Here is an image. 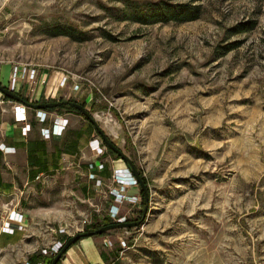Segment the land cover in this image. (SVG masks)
Returning a JSON list of instances; mask_svg holds the SVG:
<instances>
[{
    "label": "rangeland",
    "instance_id": "374dc122",
    "mask_svg": "<svg viewBox=\"0 0 264 264\" xmlns=\"http://www.w3.org/2000/svg\"><path fill=\"white\" fill-rule=\"evenodd\" d=\"M159 1L0 0L5 83L15 65L53 84L66 76L56 101L86 105L150 198L143 218L129 165L89 121L61 110L41 124L28 110V140H43L57 118L68 124L48 141L49 153L62 150L58 169L31 180L23 159V177L0 195V218L17 206L24 214L22 230L0 234V264L116 224L115 212L139 224L93 237L103 264H264V0H165L201 5V16L137 21Z\"/></svg>",
    "mask_w": 264,
    "mask_h": 264
},
{
    "label": "crops",
    "instance_id": "0c3cea01",
    "mask_svg": "<svg viewBox=\"0 0 264 264\" xmlns=\"http://www.w3.org/2000/svg\"><path fill=\"white\" fill-rule=\"evenodd\" d=\"M8 70L9 68L5 67L3 71L0 73V84L2 86H4L5 84L4 77L7 79ZM52 80L53 79H51L50 85L47 89V95L51 94V91L53 89L52 86L55 85L58 79H56L54 84ZM22 93H25L24 97H26V92H24V89L21 92V94ZM57 95L58 93H56V96ZM56 96L51 97V99L44 98V100H41V102H39L38 104L53 102L54 100H56ZM18 106H23V104L17 103L15 101H6L4 96L0 92V145L3 146V148L0 147V160H1L0 175L5 184V186L0 189V195L4 194L6 190L13 187L12 181H16L23 177L24 175L23 159L25 160L26 165L29 167L27 161V154L29 150H32L35 147L36 142L46 141L48 143V141H51V140H45L44 138L43 140L42 139L28 140L32 131V126L29 134L25 136L23 134L24 124L16 120L15 108ZM28 110L37 112V110L27 107L26 111H24L26 115L28 114ZM21 112L22 111L18 109V115H21ZM56 138L57 137L53 139ZM28 169L30 171V168ZM29 171H28V176H29ZM16 209L18 211V206L16 207ZM102 252H104L107 255V253L104 250H100L96 238L93 237L84 238L67 251L65 256H63V258L61 259L60 264H103L105 261L101 256Z\"/></svg>",
    "mask_w": 264,
    "mask_h": 264
},
{
    "label": "built area",
    "instance_id": "2783aa9c",
    "mask_svg": "<svg viewBox=\"0 0 264 264\" xmlns=\"http://www.w3.org/2000/svg\"><path fill=\"white\" fill-rule=\"evenodd\" d=\"M47 76V75H46ZM44 74L41 73V70L28 66V65H15L12 67L9 75V81L4 84V86L13 93L18 95L24 89L25 85H29L31 91H26V98L28 99V103L30 104H38L44 98L55 97L58 91L63 90L67 87L68 78L66 76L61 77L58 81L53 85V89L51 94L47 95V89L50 85L51 78L48 76L46 78ZM80 87L78 85L72 90L73 92H78ZM27 106H18L15 108L16 120L24 124L23 134L27 136L31 131V123H29L26 113ZM18 109H20L21 115H18ZM38 114H42L37 117L38 122L45 123L47 120L46 112L43 110H37ZM68 124V120L64 118H57L55 120L53 128L42 127L41 134L45 140H52L55 137L62 136L64 131L66 130ZM97 148H99V143L97 141ZM97 170L103 169V164H96ZM93 168V167H92ZM137 185V183H136ZM120 195V194H119ZM122 196V195H120ZM112 217L115 219L117 223H125L127 219L124 217H119L118 213L115 212L112 214ZM24 216L22 213L17 211L16 208L9 210L5 216L0 218V234L5 235H13L16 231H20L24 228ZM125 243V242H123ZM65 243L58 242L54 243L51 246L41 250L40 256L43 258L55 257L61 250ZM22 264H45L44 261H39L36 263H32L30 260H26L22 262Z\"/></svg>",
    "mask_w": 264,
    "mask_h": 264
},
{
    "label": "trees",
    "instance_id": "16d2710c",
    "mask_svg": "<svg viewBox=\"0 0 264 264\" xmlns=\"http://www.w3.org/2000/svg\"><path fill=\"white\" fill-rule=\"evenodd\" d=\"M202 13V6L201 5H193L190 3H175L170 1L161 0L159 2H155L154 4H151V7H149L148 11L145 12L143 10H136V19L137 21L143 23V24H149V23H168V22H175V23H187L196 21L200 18ZM249 29H241L240 32H245L251 30ZM20 96L23 98L24 101L28 102V99L24 97V95L20 94ZM6 101H12L11 99L5 98ZM63 101V100H60ZM73 101V100H70ZM53 102H57L54 100ZM48 103V102H46ZM83 107L86 108V105L81 104ZM98 107V106H97ZM96 107V104L93 105V111L98 110ZM61 110H68L69 112L75 113L79 116H81L83 119L88 121V119L83 116L79 111L76 109L64 105L60 108H51V109H45L44 112H52L56 111L59 112ZM91 128L97 132L96 128L90 123ZM99 136V135H98ZM100 137V136H99ZM101 144L106 147L104 141L100 137ZM106 150L109 154L114 156L116 159H120V157L115 154L112 150L106 147ZM62 150L60 148L55 147V150L52 153H49L48 151V143L46 141H37L35 144V147L32 150L28 151L27 154V161L29 164V179L35 180L40 174H46L50 171H55L59 167V159L61 158ZM0 166H1V160H0ZM130 169V168H129ZM131 171V169H130ZM140 179L146 184L147 179L139 172ZM136 179V178H135ZM136 183L139 184L138 180L136 179ZM5 186L1 175H0V189ZM142 194V191H141ZM144 201V199H143ZM143 204V203H142ZM128 222V220H127ZM109 223H113V220H109ZM105 226H108L107 224H94L91 229L87 232H94L97 231ZM105 233L101 234L104 235ZM69 239V238H68ZM84 239V238H82ZM80 239V240H82ZM79 240V241H80ZM78 241V242H79ZM76 242L75 244H77ZM66 244V243H65ZM63 245V247L65 246ZM74 244V245H75ZM73 245V246H74ZM62 247V248H63ZM61 248V250H62ZM60 250V251H61ZM66 254V253H65ZM64 254V256H65ZM101 256L103 260L106 262L108 260V256L102 252ZM54 257L50 258H43L39 254L33 255L29 258V260L32 263H36L39 261H44L45 264H51ZM61 260L57 263L60 264Z\"/></svg>",
    "mask_w": 264,
    "mask_h": 264
},
{
    "label": "water",
    "instance_id": "95a60500",
    "mask_svg": "<svg viewBox=\"0 0 264 264\" xmlns=\"http://www.w3.org/2000/svg\"><path fill=\"white\" fill-rule=\"evenodd\" d=\"M0 92L4 96V98L11 99L12 101H15L17 103H21V104H23V105H25L31 109H34V110H45V109H51V108H60L64 105H69L70 107L79 111L83 116H85L88 119V121L96 128L99 136L104 141L106 147L109 148L110 150H112L115 154H117L121 159H123L129 165V167L131 169V173L133 174L134 178H136L138 180L139 185H140L141 190H142V193H143V198H144L143 218H145L147 211H148V205H149V200H150L149 191H148L147 186L140 179L139 173L135 169V166H134L133 162L131 161V159L120 148H118L113 142H111L109 140L107 135L100 128L97 120L92 116V114L89 112V110H87V108L83 107L79 103L72 102L69 100L50 102V103H41V104H30V103L24 101L20 95L11 92L10 90H8L5 86H2L1 84H0ZM138 224H139V222H136V223L135 222L134 223H130V222L116 223V224H111V225L105 226V227H103L97 231H94V232L78 233L75 236L68 239V241L66 242V244L62 248V250L54 257L51 264H57L62 259L64 254L67 253V251L76 242H78L82 238L94 237V236L101 235L105 232H108L111 230H116V229H128V228L135 227Z\"/></svg>",
    "mask_w": 264,
    "mask_h": 264
},
{
    "label": "bare ground",
    "instance_id": "6f19581e",
    "mask_svg": "<svg viewBox=\"0 0 264 264\" xmlns=\"http://www.w3.org/2000/svg\"><path fill=\"white\" fill-rule=\"evenodd\" d=\"M132 174V173H131ZM125 177H128V176H125Z\"/></svg>",
    "mask_w": 264,
    "mask_h": 264
},
{
    "label": "flooded vegetation",
    "instance_id": "af4514ba",
    "mask_svg": "<svg viewBox=\"0 0 264 264\" xmlns=\"http://www.w3.org/2000/svg\"><path fill=\"white\" fill-rule=\"evenodd\" d=\"M69 106V105H68Z\"/></svg>",
    "mask_w": 264,
    "mask_h": 264
}]
</instances>
